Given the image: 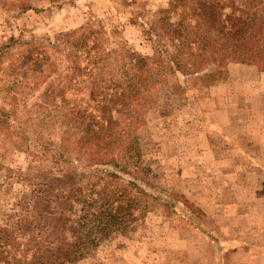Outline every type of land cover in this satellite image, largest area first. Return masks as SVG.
I'll list each match as a JSON object with an SVG mask.
<instances>
[{
	"label": "rangeland",
	"instance_id": "obj_1",
	"mask_svg": "<svg viewBox=\"0 0 264 264\" xmlns=\"http://www.w3.org/2000/svg\"><path fill=\"white\" fill-rule=\"evenodd\" d=\"M165 1L167 0H0V49L11 47L5 57V66L18 57L19 47H27L22 44L26 41L38 38L46 46L48 39L56 40L62 33L89 25L104 27L109 38L111 37V42L107 44L111 48L123 45L132 53L144 57H152L157 52L164 55L166 52L161 50V45L151 30L155 14L162 8L160 6L166 5L163 4ZM241 2L242 0H236V5ZM173 19L176 20V17ZM11 38L17 41L11 43ZM85 51V48L80 50V55L83 56L82 67L87 62ZM94 53L91 52L92 55ZM0 71L1 82L5 87L0 89V184L5 192L9 191L15 197L0 194V225L5 226V222L19 221V215L30 217V211L24 212L22 207L29 203L32 190L42 192L39 197L52 195L56 198L57 195L61 196L66 183L72 182V179L66 177L63 180L53 178L61 177L67 166L55 163L42 143L45 145L48 142L54 144V147L60 145L66 148L71 159L82 166L85 156L82 155L84 151L81 152L77 146L76 132L70 130V127L61 126L49 118L30 121L39 111V107L32 103L41 96V90H35L34 97L31 98L23 93L17 94L12 83L7 85L16 78H10V71L7 69ZM185 72L187 71L174 70L158 86H150L151 92L145 99L148 108L137 121L140 154L124 160L118 158L110 165L99 166L92 172L104 177L99 181L102 186L111 182V186L117 188V185L123 186L124 180L134 184V187L126 185L130 190L132 187L137 190L138 186L145 189L148 201L145 215L126 231L100 232L98 246L91 254L77 262L66 264L264 262L261 259L236 258L237 255L243 257L242 253L250 250L254 255L264 251V212L235 211L233 200L239 198L238 204L243 208L249 203V197H246L242 189L236 195L226 193L228 185L231 187L235 183L241 188L242 182L244 187L250 184L255 188L259 184L261 179L243 181V177L249 171L264 172V152L258 147V142L252 143V147L244 146L249 143L248 135L244 136V132L241 133L242 136L237 133L241 142L234 146L231 143L230 146L228 136L232 135L233 127L226 125L232 119L224 122L223 117L216 115L215 108L212 109L213 113H207L203 109L208 106L204 98L211 90V84L218 77L229 75L227 68L216 69L214 65H210L198 73ZM106 84L107 82H102L101 89L109 94L114 93ZM235 91L241 90L236 88ZM56 93L59 94L60 89H54L50 95ZM13 98L16 100L12 101ZM83 105L87 106V103ZM14 107L19 109L11 116L8 111ZM240 144L242 147L237 146ZM112 173L121 179L110 177ZM230 173H237L238 179L227 178ZM221 174H226L227 179L221 178ZM73 180L76 178L73 177ZM81 180L80 183L85 185L86 181L83 183ZM44 184L53 189L47 191ZM25 193L28 196L23 197ZM251 198L254 201V195ZM257 200L261 203L259 209H264V196ZM12 204L17 213L10 217L8 209ZM69 205L63 199L53 204L58 213ZM40 208L43 209V203ZM239 214L242 223L248 220L255 223V214L261 219V223L257 222L258 226L252 228L250 235L247 229L237 234L230 227L240 221ZM58 216H49L52 218L48 220L52 224H59ZM37 220L41 222V219ZM4 233H0V236ZM238 236L248 241L239 243L236 239ZM20 255L19 250L9 251L7 261H13L14 256Z\"/></svg>",
	"mask_w": 264,
	"mask_h": 264
},
{
	"label": "trees",
	"instance_id": "obj_2",
	"mask_svg": "<svg viewBox=\"0 0 264 264\" xmlns=\"http://www.w3.org/2000/svg\"><path fill=\"white\" fill-rule=\"evenodd\" d=\"M165 3L156 12L151 30L161 50L166 52L164 55L157 52L144 57L123 45L111 48L107 45L111 37L104 27L92 25L62 33L56 40L48 39L46 46L38 38L26 41L22 44L27 47H19L18 57L10 60L8 66L5 57L11 47H1L0 70L7 69L10 78H16L6 84L12 83L15 93L30 98L35 90H41V96L32 103L39 111L30 121L45 118L70 127L76 132L77 146L84 151L85 160L83 166L79 165L66 148L48 142L41 144L55 163L67 166L61 177L53 178L66 177L72 182L66 183L61 196L56 198L39 197L42 192L32 190L29 203L22 207L24 212L30 211V217L19 215L16 223L0 225V233L5 232L0 236V264L77 262L96 249L100 232L126 231L145 215L148 206L145 189L138 186L134 190V184L124 180L125 184L117 188L111 182L102 186L99 181L104 177L92 172L118 158L124 160L140 154L137 121L148 108L145 99L151 92L150 86H158L174 70L194 74L210 65L227 68L231 61L264 69V0H242L240 5H236V0H167ZM82 48L86 49L84 67ZM104 81L114 93L101 89ZM2 84L0 89L5 88ZM57 88L60 93L50 95ZM18 109L14 107L8 114L12 116ZM109 176L121 179L113 173ZM126 185H133L132 190ZM44 186L47 191L53 189ZM4 193L14 197L0 184V194ZM62 199L70 205L58 213L53 204ZM8 210L10 217L17 213L14 204ZM57 214L60 222L52 224L48 218ZM12 250L21 251V255L7 261V253Z\"/></svg>",
	"mask_w": 264,
	"mask_h": 264
},
{
	"label": "crops",
	"instance_id": "obj_3",
	"mask_svg": "<svg viewBox=\"0 0 264 264\" xmlns=\"http://www.w3.org/2000/svg\"><path fill=\"white\" fill-rule=\"evenodd\" d=\"M227 70L229 75H223V77L220 76L217 78V81L215 83L211 84V90L206 94L204 98V100L207 101L208 106L203 107V109L207 113H213L212 109L215 108L216 115H218L219 117H223L224 122L226 119H232L229 125H226L233 127L232 135L228 136V144L230 146L231 143L234 146L241 142V138H239V135H237V133H240V136H242L241 133L244 132V136L248 135L247 138L249 141V143H246L244 146L252 147V143L258 142V147H260V149L264 152V69L260 68L258 65L251 63L231 61L227 65ZM236 88L241 91H235ZM242 100H244L245 102L242 103ZM218 121L221 122L220 119ZM237 146L242 147V144ZM221 158L222 160H224L223 157ZM221 175V178L223 179H238L237 173H230L227 178L226 174ZM258 175L260 176L258 177ZM253 178L261 179L259 184H256L257 186H255V188L251 187L250 184L244 187V182L240 183L243 184L242 188L239 187V184L237 183L232 184L231 187L228 185L227 191L225 190V186H223L222 190L224 196V190L226 191V193H228V195H236L238 190L242 189L246 197H249V203L244 205L243 208H241L238 204V201H240V199L235 198L233 200L235 211L255 213L259 210H262L261 212H264L263 208L259 209L261 203H258L259 199L257 200L258 197L263 198L264 196V172L259 173L257 171H249L247 175L245 174V176L243 177V181L251 180ZM253 195L254 201L251 198V196ZM223 204L227 205L226 203ZM220 205H222V203ZM239 216L240 221L236 224L234 223L230 227V229L235 231V233L237 234L242 233L245 231V229H247L250 235L252 233V228L258 226L257 222L258 224L261 223V219L257 214L253 215L255 217V223H251V220L242 223L241 214H239ZM236 239L240 241L239 243H246L243 241H248L247 239H242V237L239 236ZM239 253L242 252H236V254ZM242 254H244L243 257L237 255L236 258L240 260L261 259L262 261H264V251L258 252V255H256L257 253L254 255V252L252 253L251 250L248 252H243ZM262 264H264V262Z\"/></svg>",
	"mask_w": 264,
	"mask_h": 264
}]
</instances>
